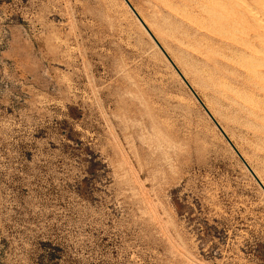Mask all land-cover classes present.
<instances>
[{
	"label": "rangeland",
	"instance_id": "obj_1",
	"mask_svg": "<svg viewBox=\"0 0 264 264\" xmlns=\"http://www.w3.org/2000/svg\"><path fill=\"white\" fill-rule=\"evenodd\" d=\"M129 1L264 184L198 50L264 104L231 82L253 63L207 16L196 50L191 16ZM143 27L124 0H0V264H264V191Z\"/></svg>",
	"mask_w": 264,
	"mask_h": 264
},
{
	"label": "bare ground",
	"instance_id": "obj_2",
	"mask_svg": "<svg viewBox=\"0 0 264 264\" xmlns=\"http://www.w3.org/2000/svg\"><path fill=\"white\" fill-rule=\"evenodd\" d=\"M174 3H179L180 5L184 6V10H182L180 7H174L169 3V0H164V4L166 6L171 7V10L175 12L178 15H182V18L184 17L183 14L185 13L189 17V22L194 26H190L189 30H186L185 32H182L183 35L186 38V43L189 44L190 47L195 48L200 44L198 37L207 35L204 31L209 32V25L206 23H198L194 17L199 16H207L208 20L213 24H220L223 27V31L220 33H217L215 36V39L212 41H215V43L219 44L220 46H223L224 48H227L228 50H235L237 53H240L242 55V59H244V62L248 63L251 62L254 65L253 70H248L247 64L243 67L246 68L248 73H240L238 76H234L231 78V82L237 85H241L246 89L247 91H251L254 94H256L259 97L264 98V0H173ZM154 2V1H153ZM253 2L256 3V6H253ZM155 3V2H154ZM157 3V2H156ZM175 4V5H176ZM178 4V6H179ZM163 7V6H161ZM164 8V7H163ZM157 9V8H155ZM154 9V10H155ZM158 10V9H157ZM169 10V8L167 9ZM129 11V10H128ZM170 11V10H169ZM170 11V12H172ZM166 13V12H165ZM172 14V13H171ZM141 16V15H140ZM171 16V15H170ZM179 17V16H178ZM144 18V17H143ZM181 18V16H180ZM203 18V17H202ZM173 19V16H172ZM171 19V20H172ZM177 19V18H176ZM187 19V18H186ZM204 19V18H203ZM165 20V19H164ZM166 21V20H165ZM164 21V22H165ZM167 21H170V17ZM179 21V20H177ZM177 21L175 23H177ZM200 21V20H199ZM204 21V20H203ZM140 22V21H139ZM144 22L147 24V22L144 20ZM180 22V21H179ZM185 22V21H184ZM187 20V23H189ZM201 22V21H200ZM154 23V22H153ZM172 23V22H171ZM170 23V24H171ZM189 23V25H190ZM168 24V22H167ZM181 24V23H180ZM166 25V24H165ZM169 25V24H168ZM167 25V27H168ZM175 25V24H174ZM158 26V25H157ZM160 26V25H159ZM171 26V25H170ZM169 26V27H170ZM183 26V25H182ZM214 26V25H213ZM161 27V26H160ZM175 27V26H174ZM185 27V25L183 26ZM142 28V27H141ZM144 28V27H143ZM212 28V27H211ZM215 28V27H214ZM241 28V29H240ZM164 29V28H162ZM172 29V26H171ZM179 29V28H178ZM183 29V28H182ZM218 29V27H217ZM167 30V29H166ZM214 30V29H213ZM216 30V29H215ZM211 31V30H210ZM153 32V31H152ZM156 32V31H155ZM181 32V31H180ZM212 32V31H211ZM210 32V33H211ZM215 32V31H213ZM154 33V32H153ZM164 33V31H163ZM156 34V33H155ZM154 34V35H155ZM212 34V33H211ZM165 35V34H163ZM177 35V34H176ZM215 35V34H212ZM202 38V37H201ZM200 38V39H201ZM183 39V38H182ZM206 39V38H205ZM204 39V40H205ZM209 39V38H207ZM206 39V40H207ZM198 40V41H197ZM183 41V40H181ZM210 41V40H209ZM184 42V41H183ZM211 42V41H210ZM185 43V42H184ZM208 43V40H207ZM163 44V43H162ZM166 45V44H164ZM184 45V44H183ZM210 45H213L212 43ZM215 45V44H214ZM172 46V45H171ZM174 47V46H173ZM180 47V46H179ZM182 47V46H181ZM167 48V47H166ZM170 48V47H169ZM183 48V47H182ZM185 48V47H184ZM186 48H189L188 46ZM220 47L218 46V49ZM221 48V49H224ZM220 49V51H222ZM188 50V49H187ZM191 50V49H190ZM217 50V49H215ZM214 50V51H215ZM226 50V49H225ZM224 50V51H225ZM182 51V50H181ZM192 51V50H191ZM180 52V51H179ZM194 52V51H193ZM196 52V51H195ZM194 52V53H195ZM198 52L201 54L200 56L205 57L207 63L209 66L213 67L214 73L218 80L216 84L224 89L220 90L223 96L233 103L237 108L238 111L241 113V117L245 119L246 123L252 125L255 129V134L258 136V138L264 141V104L261 102H256L255 99H245L240 95V91L235 92V96H231L227 93V88L229 87L230 82L228 83L223 81L221 78H226L228 75L227 71L224 69H221L219 66L221 63L217 61L215 58H212L211 55L206 54L204 52H201L198 50ZM222 53V52H221ZM227 54V52H223ZM177 54V53H176ZM181 54V53H180ZM185 54V53H184ZM197 54V53H196ZM223 54V55H225ZM231 54V53H230ZM181 57H185V55H179ZM227 56V55H226ZM239 56V55H238ZM187 57V56H186ZM185 57V58H186ZM189 57V56H188ZM233 57H235L233 55ZM232 58V57H231ZM188 59V58H187ZM186 59V60H187ZM221 59V58H220ZM229 59V58H228ZM174 60V59H173ZM181 60V59H180ZM250 60V61H249ZM189 61V60H188ZM191 61V59H190ZM224 61V59H223ZM195 62V61H194ZM227 62V61H225ZM176 63V62H175ZM184 63V62H183ZM192 63V61H191ZM178 64V63H177ZM199 64V63H198ZM194 65V64H193ZM197 66V65H196ZM181 69V65L179 66ZM201 68L203 66L200 65ZM205 71V68H203ZM207 69V67H206ZM186 70H188L186 68ZM243 70V69H242ZM184 71V70H181ZM208 71V70H207ZM206 71V72H207ZM230 72V71H229ZM235 72V71H234ZM186 73V72H185ZM193 73V71H192ZM209 73V72H208ZM238 74V72H236ZM235 73V74H236ZM184 77L185 74L183 73ZM189 75V74H188ZM195 75V74H194ZM212 75V76H213ZM197 76V75H196ZM209 76V75H208ZM188 77V76H187ZM190 77V75H189ZM198 77V76H197ZM199 78V77H198ZM192 80V78L190 77ZM189 79V80H190ZM202 79V78H201ZM215 79V77H214ZM262 82L263 84H259L257 82ZM199 83V82H198ZM203 83V82H202ZM231 83V85H232ZM200 85V84H199ZM202 85V84H201ZM210 85V84H209ZM204 86V85H202ZM207 86V84H206ZM205 86V87H206ZM209 88V86H208ZM211 89V88H209ZM215 89V88H214ZM243 89V90H244ZM212 90V89H211ZM216 90V89H215ZM196 91V90H195ZM218 91V90H217ZM244 92V91H243ZM219 93V92H218ZM250 93V92H249ZM248 93V94H249ZM250 95V94H249ZM252 96V95H251ZM254 96V95H253ZM217 97V96H215ZM223 97V98H224ZM201 98V97H200ZM221 98V97H220ZM222 98V99H223ZM242 101H239V99ZM253 98V97H252ZM220 100V99H218ZM226 100V101H227ZM261 100V99H260ZM216 101V100H215ZM221 104L223 100H220ZM264 101V100H263ZM206 103V102H205ZM220 103V102H219ZM207 105V104H205ZM209 105V104H208ZM226 105V104H225ZM233 105V107H234ZM230 106V105H229ZM232 107V106H231ZM211 108V107H210ZM230 108V107H229ZM214 109V108H212ZM220 111V110H219ZM223 111V110H222ZM234 111V109H233ZM213 112V111H212ZM218 112V111H216ZM231 112V111H230ZM238 112V113H239ZM237 113V112H236ZM213 114V113H212ZM224 114V113H223ZM234 114V112H232ZM226 115V112H225ZM217 120V119H216ZM220 122V121H219ZM222 126V125H221ZM223 127V126H222ZM224 128V127H223ZM246 129V128H243ZM248 130V129H247ZM246 130V131H247ZM245 131V132H246ZM251 131V130H250ZM249 132V130L247 131ZM249 136V135H248ZM252 136V135H251ZM254 137V136H253ZM252 137V138H253ZM230 138V137H229ZM249 138H251L249 136ZM251 138V139H252ZM257 138V137H256ZM233 139V138H231ZM253 140V139H252ZM259 141V142H260ZM254 142V140H253ZM257 143V142H255ZM262 144V143H261ZM260 144V145H261ZM259 146V145H258ZM237 147V146H236ZM238 149V148H237ZM240 151V150H239ZM244 157V156H243ZM248 159V158H247ZM246 160V159H245ZM249 161V160H248ZM247 161V162H248ZM256 171V170H255ZM257 174V173H256ZM258 176V175H257ZM259 177V176H258ZM260 179V177H259Z\"/></svg>",
	"mask_w": 264,
	"mask_h": 264
},
{
	"label": "water",
	"instance_id": "obj_3",
	"mask_svg": "<svg viewBox=\"0 0 264 264\" xmlns=\"http://www.w3.org/2000/svg\"><path fill=\"white\" fill-rule=\"evenodd\" d=\"M124 1L129 6V8L132 10V12L135 14V16L138 18V20L141 22V24L144 26V28L147 30V32L150 34V36L153 38V40L155 41V43L157 44V46L160 48V50L163 52V54L166 56V58L169 60V62L171 63V65L175 68V70L181 76V78L183 79V81L185 82V84L187 85V87L190 89V91L192 92V94L195 96V98L198 100V102L204 108V110L209 115V117L211 118V120L214 122V124L217 126V128L220 130V132L226 138V140L228 141V143L231 145V147L233 148V150L236 152V154L238 155V157L241 159V161L245 165V167L248 169V171L251 173V175L253 176V178L256 180V182L259 184V186L261 187V189L264 191V184H263V182L259 179V177L256 175V173L254 172V170L251 168V166L245 160V158L243 157V155L239 152V150L233 144V142L231 141V139L229 138V136L226 134V132L224 131V129L219 124V122L215 119V117L209 111V109L207 108V106L205 105V103L202 101V99L199 97V95L197 94V92L194 90V88L191 86V84L184 77V75L182 74V72L176 66V64L174 63V61L171 59V57L169 56V54L167 53V51L164 49V47L161 45V43L158 41V39L152 33V31L150 30V28L146 25V23L144 22V20L142 19V17L139 15V13L136 11V9L134 8V6L131 4V2L129 0H124Z\"/></svg>",
	"mask_w": 264,
	"mask_h": 264
}]
</instances>
